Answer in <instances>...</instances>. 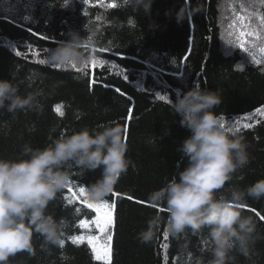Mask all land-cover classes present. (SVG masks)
<instances>
[{"label": "trees", "instance_id": "obj_1", "mask_svg": "<svg viewBox=\"0 0 264 264\" xmlns=\"http://www.w3.org/2000/svg\"><path fill=\"white\" fill-rule=\"evenodd\" d=\"M177 10L182 23L175 19ZM240 15L251 17L256 28L264 0H154L150 16L128 0H0V79H13L22 96L38 92L41 105L39 111L0 109V158H20L25 144L44 148L84 127L115 122L123 137L127 127V156L134 167L102 200L116 204L112 264H195L197 257L207 264L212 258L205 243L208 229L165 240L162 222L152 242L137 238L151 216L159 213L166 220L168 215L149 201V194L187 164L177 149L190 132L171 108L178 90L195 83L216 91L222 103L214 111L226 128H239L248 145L249 163L221 192L264 179V115L255 112L264 107V63L252 60L258 41L250 43L248 52L239 49L231 26ZM69 29L80 33L88 54L109 63L102 69L88 63L78 71L50 62V49L67 38ZM41 59L46 63H39ZM160 95L166 100L158 99ZM58 106L63 116L55 111ZM246 123L252 127L244 128ZM70 169L68 187L74 189L87 191L100 176V170L82 175ZM67 195L66 188L47 210L67 222L64 246L43 245V238L34 234L35 255L21 251L8 264H104L94 259L86 242H71L84 232L79 221L94 219L95 213L80 200L69 204ZM243 214L255 219L258 237L250 257L233 253L232 264H264V198H247Z\"/></svg>", "mask_w": 264, "mask_h": 264}, {"label": "clouds", "instance_id": "obj_2", "mask_svg": "<svg viewBox=\"0 0 264 264\" xmlns=\"http://www.w3.org/2000/svg\"><path fill=\"white\" fill-rule=\"evenodd\" d=\"M128 3L150 16L154 0ZM175 19L183 22L178 10ZM66 35L50 49L49 61L67 66L90 63L93 57L84 49L80 33L69 29ZM38 95L31 92L22 96L13 79H0V109L8 113L39 111ZM221 103L216 91L195 83L186 91L178 90L171 108L180 117V125L190 132L177 149L187 164L178 171V178L173 175L148 196L154 206L164 207L166 220L157 213L137 234L140 242L147 244L162 222L168 235L176 239L188 230L199 233L208 229L205 243L212 258L207 264H232L233 253L250 257L258 237L257 223L243 214V205L247 198H264V179L245 189L229 186L227 194L221 192L250 161L244 137L236 129L226 128L214 111ZM123 132L115 122L84 127L53 139L44 148L25 144L20 158H0V264H8L9 258L21 251L35 255L34 234L43 238V245L60 246L67 222L47 210L57 194L68 187L70 166L82 175L100 170V176L88 186L89 200L102 201L114 191L121 176L134 167L127 156ZM195 264L205 262L197 257Z\"/></svg>", "mask_w": 264, "mask_h": 264}, {"label": "snow or ice", "instance_id": "obj_3", "mask_svg": "<svg viewBox=\"0 0 264 264\" xmlns=\"http://www.w3.org/2000/svg\"><path fill=\"white\" fill-rule=\"evenodd\" d=\"M67 3V0H66ZM84 4L90 3V0H83ZM110 7H115V3L109 5ZM259 25L254 28L252 26V18L240 15L237 18V21L235 24L231 26L233 30L236 32V37L239 45V49L243 50L245 52L249 51V45L252 41H258L259 45H254L253 47H258V51H252V60L256 64L264 63V15L259 16ZM31 31V29H29ZM35 34V33H33ZM42 39L46 37H41ZM90 39V38H89ZM83 47L87 48L88 44H84ZM106 49L101 48L99 51L103 52ZM18 56L20 55L19 52L16 53ZM39 55V53H36ZM257 55L261 57V59H257ZM184 60H187V56L184 57ZM41 64L46 63L45 60L41 59L38 61ZM109 62L107 60L97 59L95 57L92 58L90 61L91 67L93 69L96 68H104L106 64ZM59 66V65H57ZM74 69H77L78 71H82L88 67V64L80 66V68H77L75 64L72 65ZM124 79L127 80L128 77L125 75ZM117 92H119V89H116ZM160 100H166V96L160 95L157 97ZM55 111L58 113V115L63 116L64 112L61 110V107H56ZM255 112L259 115H264V107H258L255 109ZM247 119V118H246ZM244 128H250L252 125L250 123H246L243 125ZM237 131L240 129L237 128ZM125 141H127V127L125 128ZM67 192L69 195L65 197V199L68 201L69 204L75 203L77 200H80L81 203L86 205V207L90 210H93L95 213L94 219H81L79 221V227L84 230L91 231L92 227L94 226L95 229L98 231L97 235H77L71 237V242L73 244H83L87 243V245L90 247L91 252L93 254V257L97 261H102L104 264H112V253H113V247H112V240L113 236L110 234L109 230L113 227L115 223V209L116 204L110 203L107 200L99 202V203H93L90 202L86 198V189L85 187H78L77 189H74L72 187H67ZM84 198L81 200V198ZM128 199H132L131 196L128 197ZM260 219L264 220V216H261ZM164 239H168V233L167 231L164 233ZM65 244V241L62 240L60 246L63 247Z\"/></svg>", "mask_w": 264, "mask_h": 264}, {"label": "rangeland", "instance_id": "obj_4", "mask_svg": "<svg viewBox=\"0 0 264 264\" xmlns=\"http://www.w3.org/2000/svg\"><path fill=\"white\" fill-rule=\"evenodd\" d=\"M86 198L88 199V196H87V191H86ZM89 200V199H88ZM90 202H93V203H99L101 201H91L89 200ZM111 230L112 228L109 230L110 234H111ZM98 234V231L95 229V227L93 226L91 231H88V230H84V232L80 235H84V236H88V235H97ZM86 242V241H85Z\"/></svg>", "mask_w": 264, "mask_h": 264}]
</instances>
